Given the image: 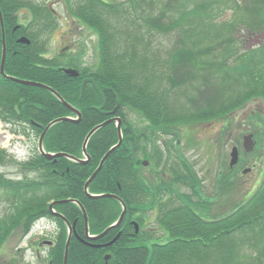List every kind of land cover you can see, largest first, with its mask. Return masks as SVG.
I'll list each match as a JSON object with an SVG mask.
<instances>
[{"label": "trees", "instance_id": "16d2710c", "mask_svg": "<svg viewBox=\"0 0 264 264\" xmlns=\"http://www.w3.org/2000/svg\"><path fill=\"white\" fill-rule=\"evenodd\" d=\"M228 1H230V8L234 11L239 8L238 10L241 9L242 12H252L248 1L243 3L239 0ZM137 3L138 0H128L130 7L123 5L124 2L115 5L98 1V5L102 4L107 8L99 9L95 5L96 8L92 6L86 9L87 12L79 14L84 23L97 35L98 50V61L95 65H81L74 60L65 63L61 56L44 55L43 41L42 44L39 40L37 43L32 41L29 45L17 43V35H13L15 25L9 23L8 19L11 20V18L8 14L10 12L13 14L20 5L15 4L14 0H0L7 45L5 73L19 80L46 84L53 88L62 100L80 112L79 121L62 119L51 126L43 143L47 153H65L82 159L84 158L83 144L90 131L111 118L122 119V144L106 159L102 169L90 183L88 192L116 195L128 208L122 224L109 229L105 235L95 241L97 244H102L104 248L90 247L81 240L87 239L83 212L73 200L78 201L85 208L89 218L90 232L93 234H100L113 225L123 209L119 200L108 196L90 197L84 188L102 158L119 141L118 129L113 122L99 128L90 137L86 148V155L90 160L85 164L72 161L66 156L48 160L37 149L32 162L36 161L40 167L43 165L42 169L48 172L44 181L31 182L25 186L24 183H16L12 179L0 177V190L10 192L14 198L12 211L0 216V249L14 232L13 230L21 229L24 234L28 233L36 218L41 213L48 212L46 205H49V202L70 199V202L55 207L72 222L75 217H78L75 219L77 222L74 229L77 236H73L69 245L67 264H106V254L110 255L108 264H208L215 255L216 258L210 264H243L239 260L242 246L238 242L240 239L238 235L244 236L251 232L247 229L255 230L256 227L261 226L258 222L264 218L263 211L259 213L264 206V180L250 197L241 201L236 208L233 207L235 210L231 214L221 217L211 214V205L215 204L211 202V199L195 201L187 194L176 193L169 199L159 198L154 202L156 197L153 198L152 195L161 196L163 191L149 186H156L153 181L159 182L164 179V176L158 174V170H154L152 164L149 171L145 173L148 169L144 166L143 159L148 156V147L144 145V149L140 150L139 142L140 136H147L148 129H145L146 132L137 134L135 124L128 119L129 114L126 108L138 111L149 125L155 128V131H164L176 123L189 120L188 118L202 120L207 118L206 116H215L218 114V109L214 110L215 114L211 110L216 105L222 106L224 113H228L251 95L264 96V43L242 50L239 44H235V41L239 40L229 37L224 44L225 36L222 30H233L236 22L240 25L245 23L248 26L249 24L246 20L239 18L228 20L226 17L229 15L223 14L225 11L221 8L224 4L222 0H194L196 8L190 10L187 9L189 0H177L173 5L167 3L164 10L170 14L169 11L179 9V18L175 22L170 19L161 24H158L156 19H152L148 21L147 26L139 23ZM242 4L245 5L242 6ZM211 6L219 10L220 15L223 14L219 18L223 19L221 24L226 25L221 28L217 25L219 31H217L216 43L218 44L215 46L208 44L202 50L207 59L205 61L210 63L207 65L201 55L195 56L188 61L189 66H192L195 71H184L183 74L181 70L177 75L185 80L189 73L190 78L195 80L197 76H202L204 67V75L210 73L215 77L218 74L221 81L219 85L206 86L204 91L205 86L202 85L204 82H199L195 89L197 93H194L196 103L186 102L189 105L187 111L190 113L188 116L181 115L174 110V105L171 103L173 84L168 86L164 83L169 75L163 72L166 70L160 61L163 57H154L155 54L148 53L151 50L145 54H143L145 51L140 52L138 55L134 52L137 46L143 43L149 47L150 41L147 40L151 34L149 27H156L153 30L156 34L166 31L165 25L169 26L168 30L175 27L181 32H186L187 40L192 41L196 49L203 47V37L207 35L205 27H195L184 31L182 24H187L192 16L202 17L201 11H208ZM128 8L131 9L128 10ZM130 10H134L135 14L129 15ZM255 11L258 9L255 8ZM209 15V19L214 23L217 17H214L212 13ZM118 17L119 19L116 20ZM122 21L132 23L127 25L130 31L125 30ZM254 26L255 24H251L248 29ZM29 28L20 27L19 33L24 35L26 31H30ZM22 29H25V32H22ZM145 39L148 43H145ZM2 43L0 23V67ZM212 52L215 53V60L220 62H214L212 59L214 55L210 54ZM230 53L237 56L236 61L229 60ZM65 67L76 68L79 76L72 77L66 74L63 70ZM86 78H92L95 84L88 82L83 88V81ZM234 83L239 89V94L243 93V95L233 96L234 98L230 99L233 93L227 94L224 91L228 87H233ZM101 106L103 108L99 110ZM116 107H118L117 110L112 113ZM0 114L5 120V126L10 127L12 132L16 133L17 130L16 128L14 130V127L20 124H28L39 137L52 121L75 116V113L50 90L9 80L2 76L1 72ZM33 121L36 124H33ZM155 131L151 130L149 133H155ZM0 153H2L1 150ZM153 157L152 155L151 160ZM159 159V154H155V163ZM19 166L25 169L23 164ZM168 169L172 179L171 184L189 185L195 190L199 187L198 178L186 161L182 162V165L177 163ZM171 184H166L165 188ZM20 194H22L20 199H23L21 203L17 202L15 197ZM176 201H179L178 205L173 204ZM150 203L153 205L152 208L155 204L158 205L157 223L169 234L166 242L157 239L158 237L154 236V232L149 228L140 230L139 233L135 232L133 215L141 211V215H138L139 222L144 223V218L147 216V210L144 207ZM117 236V240L111 243ZM164 236L166 238L167 235ZM153 238L157 241L151 243ZM61 242L62 235L59 241H56V246L51 248V264H64L65 249Z\"/></svg>", "mask_w": 264, "mask_h": 264}, {"label": "rangeland", "instance_id": "374dc122", "mask_svg": "<svg viewBox=\"0 0 264 264\" xmlns=\"http://www.w3.org/2000/svg\"><path fill=\"white\" fill-rule=\"evenodd\" d=\"M107 1L109 4L114 3L115 5L124 2L125 4L123 5L130 6L128 0H106V2ZM222 1L224 4H222L221 8H224L223 11H225V13L223 14L226 16L229 15V17H226L228 20L239 18L246 20L249 24L248 26L245 23L240 25L236 22V27L231 30L233 32L222 30L225 36V38H223L225 41L224 44H226V40H228L229 37L238 39L239 41H235V44H239L242 50L264 43V1L239 0L242 1V3L248 1V6L250 9L252 7V12H242L241 9L238 10L239 8L234 11L230 8V1ZM16 2L20 3V6H23L18 8L20 13L24 12V5H31L29 0H16ZM30 2L34 4L37 3L36 5L41 9L38 13V15H41V19L37 21L38 25L34 24L30 26V31H28L27 36L36 43L38 40L41 42L43 41L45 44H43L45 52L42 53L44 55L46 54V56L50 57L61 56L65 63L72 60L81 65H95L97 63V35L91 28L81 24V21L76 19L80 18L79 14L81 12H87L86 9L92 8V6L95 7L96 5L99 9H106L107 6H102V4L98 5V0H30ZM175 2H177V0H138V8L136 10L139 15V17H137L139 23L147 26L148 21L152 19H156L158 24L162 22L166 23L170 21V19L175 22L180 16L179 9L173 10V12L169 11L170 14L164 10V6L167 3L173 5ZM244 5L245 4H242V6ZM195 8L196 5L194 4V0H189V7H187V9L190 10ZM255 8H257L258 11H255ZM51 9L55 13L51 11ZM129 9L131 8H128V10ZM56 13L58 14V18ZM210 13H212L214 17H217V21L215 20L214 23L209 19ZM134 14V10L129 11V15ZM200 14H203V16H192L187 24H182V30L187 31L195 27H205L204 29L207 35L203 37V47L196 49L192 41L187 40L188 35L186 32H181L180 29L175 27L168 30L167 28H169V26L165 25L166 31H160V33L156 34L153 32L156 27H149L151 28V34L147 37V40L150 41L149 47L145 46L143 43L137 46L138 48L134 52L135 55H138L140 52L142 53L145 51L143 53L145 54L151 50L148 53L152 55L155 54L154 57H163L160 59L163 63L162 67L166 68L163 72L169 75L164 83L168 86H170V84L174 86V89L171 91V103L174 105L173 108L175 111L176 105H178V111L176 112L181 115L186 114V116L190 113V111H187L189 110V105L186 104V102L190 101L194 104L196 103L194 93H197L195 89H197L199 82H204L202 84L205 86L203 89L204 91L206 90V86L214 84L219 85L221 81L218 74H216L215 77L210 73L204 75V67L202 68V76H197L195 78V80L200 78L198 81L191 79L189 73L186 75L187 79L185 80L177 75L181 70L183 74L184 71H195V69L188 64V61L195 58V56L201 55L203 61L207 60L202 50L208 44L214 46L218 44V42L216 43L217 31H219L217 25L219 28L226 25L221 24L223 19L219 18L223 14L220 15V11L212 6L211 9L205 12L201 11ZM126 17L127 16H125V18ZM117 19H119V17L116 18V20ZM122 22H124L125 30L130 31L127 25H132V23L129 22L128 24L126 21ZM251 24H255V26L249 30L248 28H250L249 26ZM214 25L216 26L214 27ZM147 40H144L145 43H148ZM147 47L148 50L146 51ZM198 52H201V54H197ZM210 54L211 56L214 55V58H212L214 62H220V60H215L214 52ZM228 57L229 60L235 59L236 61L237 59V56L232 53H230ZM182 61L183 63L181 64ZM205 62L207 65L210 63L209 61ZM189 79H191V81ZM224 93H233L230 99L243 95V93L242 95L239 94V89L236 88L235 83L233 87H228ZM263 97L264 96L259 95L256 96V94L251 95L239 106H234L230 116L228 113H224L222 106L217 107L216 105L211 110V112L214 113V110L218 109V114L214 113L215 116H206L207 118H202L200 122H196L195 118H188L191 119L187 123L188 125L171 126L164 131H155V128H152L149 122L146 121L143 115L138 111L129 108H126V111L129 114L128 119L136 126L137 134L144 132L146 128L148 129L147 136H140V150L144 145L147 146V154L151 159L152 155L155 157L152 151L153 147L155 145L158 146L165 156L163 166L167 165L171 167L181 161H186L187 164L192 167V170L196 172L198 176L196 177L201 180L200 188L207 198L215 196L216 192L222 195L211 198V201L216 204L212 205L210 209L213 216L221 217L223 213L229 211L238 204L240 205L241 201L250 197L255 189L254 185L262 178V172L264 171ZM4 121L5 120L0 114V150L4 153H0V177L2 179H13L14 182L24 183L25 186L31 182L44 181L47 178L48 172L42 169L43 165L40 167L36 161L32 162L33 155L36 154L38 149L39 135H37L28 124H20L14 127V130L15 128L17 130V132L14 133L10 127L7 128L5 126ZM151 130L155 131V133H149ZM18 132L20 134H17ZM247 133H253L254 137L255 133L257 134L256 138L259 140V146H256V153H246L243 148L244 135ZM233 147L239 148L240 158L243 159V164L235 165L231 168L230 153ZM52 155L54 154L52 153ZM154 157L152 160L153 168L163 170L159 161L155 163ZM20 161H22V164L25 166L24 170L18 165ZM248 167H254V171L250 174H243L242 170ZM163 173L164 182L166 184H171L172 179L170 178L169 169L163 171ZM220 175L224 178L229 175L232 176L236 181L235 187L224 183L223 180L220 179ZM168 187L171 189L172 194H187L197 199L196 194L189 185L176 183ZM0 191V216H3L12 211L14 198L10 192ZM21 195L22 194L15 196L17 202H22L23 199H20ZM50 203L51 202H49V204ZM48 207L49 205H46L48 212L41 213L40 216L36 218V220L40 219V221H36L35 231H30L26 234H24L21 229L13 230L14 232L12 231L13 233L6 244L0 249V251L2 250L0 252V264H49L51 247L42 244L43 240L50 241L51 239L58 238L59 241L61 235V243H63V245H61L64 246L66 251L69 235L73 233V228L71 227L74 224L76 227L77 221L75 219H78V217L74 218V222L70 221L67 217V220H60L58 215L52 214ZM55 211L57 210L55 209ZM262 211H264V206L259 213ZM147 213L151 214V211L149 210ZM58 214L62 215V211L59 209ZM85 217L83 216L85 230L91 235L93 233L90 232L88 215ZM259 224L264 225L261 219L258 222V225ZM156 226L157 222L152 221L149 225H147V223L144 224L143 227H146V229L153 227L157 231ZM161 230H163V228H161L160 231ZM247 231L251 232L244 236L242 234H237L238 238H242L243 241L247 240L240 248L239 260L243 264H264V226L261 228L256 227L255 230L247 229ZM164 234L167 236L166 238L165 236L162 238V242H166L169 239V234L165 231ZM38 243H40V245H38ZM53 246L55 247L56 244ZM38 248L41 250L40 256L37 255ZM215 258L216 255L213 256L212 261Z\"/></svg>", "mask_w": 264, "mask_h": 264}, {"label": "water", "instance_id": "95a60500", "mask_svg": "<svg viewBox=\"0 0 264 264\" xmlns=\"http://www.w3.org/2000/svg\"><path fill=\"white\" fill-rule=\"evenodd\" d=\"M19 41H20V42H23V43H29V40L26 39V38H24V37H22ZM6 51H7V50H6V42H5V37H4V34H3V53H2V61H1V74H2V75L5 74V72H4V65H5V60H6ZM64 72H65L66 74L72 76V77H78V75H79V73H78L76 70H74V69H64ZM7 78H10V77L7 76ZM10 79H12L13 81H16V82L23 83V84H28V85H33V86L44 87V88H46V89H48V90L54 92V93L58 96V98H60V96H59V95H58V94H57L52 88H50V87H48V86H45V85H42V84L31 83V82H27V81H23V80H18V79H15V78H10ZM87 82H93V80H92L91 78L86 79V80L84 81V83H83V87L86 85ZM60 100H61V101H62V102H63V103L69 108V109H71V110L74 111V112H77L74 108L70 107V105L67 104L64 100H62L61 98H60ZM99 109H100V108H99ZM114 112H115V111H113V113H114ZM78 115H79V113H78ZM62 119H64V118H62ZM62 119H59V120L57 119V120L53 121L52 123H50V124L45 128V130H44V132H43V134H42V136H41V138H40V140H39V150H40V152H41L43 155H45L46 158L49 159V160H51V159H53V158H57V157H59V156H64V154H61V153L56 154V155L48 154V153H45L44 150H43V140H44V137H45L47 131L49 130V128H50L53 124H55L56 122H58V121H60V120H62ZM115 120H116V119H112V120H109V121H107V122H105V123H103V124H101V125H98L97 127H95V128H94V129L88 134V136H87V138H86V140H85V143H84V145H83V150H84V152L86 151L87 142H88L89 138L92 136V134H93L96 130H98L99 128H101V127L105 126L106 124L111 123V122H113V121H115ZM76 121H78V120H76ZM120 124H121V120H118V131H119L120 142L118 143L117 146H115L114 148H112V149H111V150H110V151L104 156V158L102 159V161H101L100 166L98 167V169L93 173V175L91 176V178L86 182V184H85V190H86V192H87V188H88L89 184L93 181V179L96 177V175H97V174L99 173V171L101 170V168H102V166H103L105 160L108 158V156L111 154V152H112L115 148H117V147L120 146V144H121V142H122V136H121V133H120ZM245 139H246V141H245V148H246L247 151H251V150L253 149L252 137H251V136H248V137H246ZM237 160H238V150L235 148V149L233 150V153H232V161H231V165H234L235 163H237ZM246 172H247V171H246ZM58 203H59V202H58ZM52 207H53V205L50 206V208H52ZM126 210H127V208H126V206L124 205V211H123V213H122L121 216H120V219H119L118 225L122 222V220H123V218H124V215H125V213H126ZM84 213H85V212H84ZM85 216H86V214H85ZM107 231H108V230H107ZM105 232H106V231H105ZM105 232H104V233H105ZM68 246H69V241H68V243H67L66 251H65V261H64L65 264H67V259H68ZM106 260H108V257L106 258Z\"/></svg>", "mask_w": 264, "mask_h": 264}, {"label": "flooded vegetation", "instance_id": "af4514ba", "mask_svg": "<svg viewBox=\"0 0 264 264\" xmlns=\"http://www.w3.org/2000/svg\"><path fill=\"white\" fill-rule=\"evenodd\" d=\"M29 3L31 5H29V4L24 5V12L23 13H20L19 12L20 10H16L13 14H12V12H10V14H8L9 18H11V20L8 19L9 23H14V25H15V27L13 29V32H14L13 35H17L16 36L17 39H18V37H21L20 36L21 34L19 33V31L21 30L20 27H25V29H26L29 26L33 25L35 23V21H39L41 19V15H35L36 9H38V12H40V10H41L36 5L37 3L34 4V3L30 2V0H29ZM17 4L20 5V3H18V2H17ZM33 7H35V8H33ZM56 15L58 18L57 13H56ZM3 21H4V19H3ZM25 29H22V30L25 31ZM156 207H158V206H156ZM157 211H158V209L155 208V212H157ZM72 227H73V232H74L75 224Z\"/></svg>", "mask_w": 264, "mask_h": 264}, {"label": "bare ground", "instance_id": "6f19581e", "mask_svg": "<svg viewBox=\"0 0 264 264\" xmlns=\"http://www.w3.org/2000/svg\"><path fill=\"white\" fill-rule=\"evenodd\" d=\"M61 121V120H60Z\"/></svg>", "mask_w": 264, "mask_h": 264}]
</instances>
